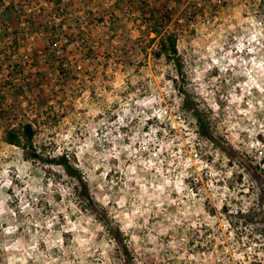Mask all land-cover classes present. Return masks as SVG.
Returning a JSON list of instances; mask_svg holds the SVG:
<instances>
[{
	"label": "rangeland",
	"instance_id": "374dc122",
	"mask_svg": "<svg viewBox=\"0 0 264 264\" xmlns=\"http://www.w3.org/2000/svg\"><path fill=\"white\" fill-rule=\"evenodd\" d=\"M5 1L0 264H264V0H153L171 60L138 0H22L1 22ZM45 18L87 47H47ZM29 122L43 161L7 142Z\"/></svg>",
	"mask_w": 264,
	"mask_h": 264
},
{
	"label": "trees",
	"instance_id": "16d2710c",
	"mask_svg": "<svg viewBox=\"0 0 264 264\" xmlns=\"http://www.w3.org/2000/svg\"><path fill=\"white\" fill-rule=\"evenodd\" d=\"M3 1H5V0H2V3H4ZM138 1L143 6L140 10L142 17H145V18L149 17L148 18V21H149L148 25H150V26L152 25L150 28V33L147 35V37H148L151 44L157 42L159 51L156 55L158 57L165 56L168 60H171L172 58H176L178 53H179V49H178V41L179 40H178V34H177L176 30H171L167 33L162 32L161 26H162V23L164 24L165 22H163L162 21L163 18L160 17V16H162V13L157 8H155L153 6V4H154L153 0H138ZM210 1H213V0H210ZM5 3H6V1H5ZM21 3H22V0H7V5L5 4L3 6L4 9L2 11L1 22H10L14 18V16H17L18 15V8L22 6ZM30 4H31V2H29L28 5H30ZM59 15L61 16V14H59ZM60 20H61L60 23L56 24L55 28L50 27V25L47 22V18H45L42 21L41 28H42L43 32L41 34L44 35V37H45L44 39L47 42V45H48L47 47L51 48L52 46H54L56 44V41H59V39H62L61 38L62 36H66V37H69L68 41H70L72 43L77 42V41L78 42L82 41L83 45L86 48L87 47V41L85 39L81 38V36H79V35H75V34L70 35L69 34V36H68V32L66 31L67 27L65 25L67 20L66 21L62 20V19H60ZM100 20L103 23V19H100ZM50 29H52L53 32H50L51 31ZM152 34L154 35V37H152ZM102 41L106 42L105 40H102ZM98 43L99 42H97V44ZM88 48H89V45H88ZM92 52L93 53L96 52L95 49ZM48 57L50 60L53 59V60L57 61V63H58L57 68L60 72V76L63 77V75H65V73H66L65 68L67 66V64L64 62V59L61 58L60 56H58V52H55L52 54L49 53ZM176 67H177V70L179 71L178 68H180V66H178V64H176ZM0 68H1V65H0ZM22 69H23V67L20 64L19 70H14V71H19V73H22V71H23ZM14 78H15L14 75H12L9 78V80H7L8 82H6L11 87L13 85V80L11 82V79H14ZM19 89H20L19 96L24 95L23 86H19ZM35 136H36V129L34 127V124H32L30 122L29 123H21V124L19 123L18 129L14 128L7 133V142L10 145L20 147L23 150L24 155L27 159L43 161L41 154L38 152L37 149L34 148ZM47 161H50L53 164H56L58 166L63 167L69 176L79 180L80 187H79L78 191H79L80 197L84 201L83 206L86 209L92 210V212L100 220H103L106 223L104 216H102L100 214V211L97 210L99 204L92 197L88 183L86 182L85 178L83 177L82 173L80 172V169L78 168L77 165L74 164V162L72 161L70 156H68L67 154H63L61 156L51 158L50 160H47ZM107 225H108L111 233L114 235L115 232H114L112 225L111 224H107Z\"/></svg>",
	"mask_w": 264,
	"mask_h": 264
}]
</instances>
